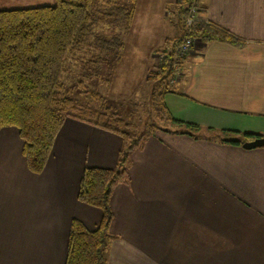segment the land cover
Here are the masks:
<instances>
[{
  "label": "crops",
  "instance_id": "0c3cea01",
  "mask_svg": "<svg viewBox=\"0 0 264 264\" xmlns=\"http://www.w3.org/2000/svg\"><path fill=\"white\" fill-rule=\"evenodd\" d=\"M199 1L201 15L241 44L196 39L184 58L164 101L174 118L201 129L157 130L132 153L129 179L111 196L104 264H264V147L217 136L221 129L264 136V0ZM168 39L138 52L143 83ZM122 143L68 117L34 173L19 130L1 128L0 264H65L72 220L93 230L102 218L78 198L84 169L115 167Z\"/></svg>",
  "mask_w": 264,
  "mask_h": 264
},
{
  "label": "trees",
  "instance_id": "16d2710c",
  "mask_svg": "<svg viewBox=\"0 0 264 264\" xmlns=\"http://www.w3.org/2000/svg\"><path fill=\"white\" fill-rule=\"evenodd\" d=\"M137 1L57 0L53 6L0 10V129L14 126L19 130L28 168L34 173L43 170L55 137L68 117L115 132L123 140L115 167L84 169L78 198L101 209L102 218L93 230L79 219L72 220L65 264L105 263L113 219V190L128 181L132 153L143 147L157 130L169 131L153 123L149 130L137 134L136 125L126 122L105 99L97 107L75 96V89L83 90L86 81L95 76L101 66L115 68L120 62L125 45L123 33L132 25ZM191 2L177 1L182 35L172 44L170 40L165 41L159 49L164 56L156 68L150 69L147 81L149 104L161 119L182 130L176 129V133L184 131L193 135L201 126L174 118L164 101V95L171 91L172 48L184 37L234 46L241 42L233 33L209 20L196 21L186 27L184 18ZM103 20L110 27L104 34L97 32ZM113 27H118V32H111ZM74 59L82 66L83 76L73 88L68 84L71 72L68 64ZM88 91L86 88L81 92ZM91 96L95 101L101 100L98 93L93 92ZM219 132L217 136L221 141L239 145L258 137L228 129Z\"/></svg>",
  "mask_w": 264,
  "mask_h": 264
},
{
  "label": "rangeland",
  "instance_id": "374dc122",
  "mask_svg": "<svg viewBox=\"0 0 264 264\" xmlns=\"http://www.w3.org/2000/svg\"><path fill=\"white\" fill-rule=\"evenodd\" d=\"M127 1L129 0H123L124 3ZM177 1L142 0L137 20L127 32L123 33L125 35L123 37L125 45L120 62L117 63L115 68L108 65L101 66L97 74L91 77L89 81H86V86L83 90L87 88L89 91L82 93L81 91L83 90L77 88L75 89V96L81 97L86 102H91L97 107L105 99L108 105L117 109V112L126 122L136 125L137 134L149 130L150 125L153 123L164 128L176 129L170 122L162 120L149 104L150 85L148 82H144V84L140 78L142 64L146 60L144 56H139V54L149 51L162 36L168 37L172 44L174 39L182 35L183 30L179 24ZM56 2L57 0H0V10L53 6ZM196 2L199 3L200 1L196 0ZM165 12H170V15L165 16ZM106 30L110 31V27L107 21L103 20L97 27V32L104 34ZM118 30V27L111 28V32H118ZM185 38L175 44L172 48L173 54L175 47ZM195 41L196 39H194V43ZM194 43L190 48H193ZM186 55H184L183 60ZM163 56L164 53L158 50L156 61L152 65L153 68H156ZM71 61L68 64L69 71H71L68 74V84L71 87H75L78 80L82 79L83 69L77 59ZM150 72L149 69L147 77ZM93 92L100 94L101 100L95 101L91 96Z\"/></svg>",
  "mask_w": 264,
  "mask_h": 264
},
{
  "label": "built area",
  "instance_id": "2783aa9c",
  "mask_svg": "<svg viewBox=\"0 0 264 264\" xmlns=\"http://www.w3.org/2000/svg\"><path fill=\"white\" fill-rule=\"evenodd\" d=\"M196 21H207L200 13V4L196 2V0H192V2L188 5V9L184 18V23L186 27H190ZM194 43V39L191 37H186L182 42H180L174 50L173 54V76L171 82H173L177 75L180 74L181 64L184 55L188 54L191 50V46Z\"/></svg>",
  "mask_w": 264,
  "mask_h": 264
},
{
  "label": "water",
  "instance_id": "95a60500",
  "mask_svg": "<svg viewBox=\"0 0 264 264\" xmlns=\"http://www.w3.org/2000/svg\"><path fill=\"white\" fill-rule=\"evenodd\" d=\"M242 145L247 149L264 147V136H258L252 140H247Z\"/></svg>",
  "mask_w": 264,
  "mask_h": 264
}]
</instances>
